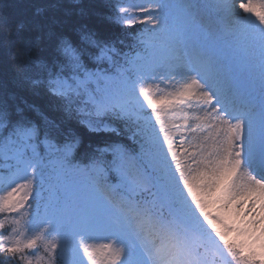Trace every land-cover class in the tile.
<instances>
[{"label":"snow or ice","instance_id":"1","mask_svg":"<svg viewBox=\"0 0 264 264\" xmlns=\"http://www.w3.org/2000/svg\"><path fill=\"white\" fill-rule=\"evenodd\" d=\"M5 7L0 264H264V0H105L134 43Z\"/></svg>","mask_w":264,"mask_h":264},{"label":"trees","instance_id":"2","mask_svg":"<svg viewBox=\"0 0 264 264\" xmlns=\"http://www.w3.org/2000/svg\"><path fill=\"white\" fill-rule=\"evenodd\" d=\"M55 0H5L6 7L4 12L7 15L9 25L13 28L20 21H42L46 17L52 14V9L49 7L50 4L54 3ZM78 3V7L72 8L73 3ZM137 2V0H136ZM62 4L61 9L56 13L59 16H64L65 12H70L68 17L69 23L67 30L72 32L75 38H78V33L75 31L73 26L78 27L80 24H86L91 27L94 31H99L102 35L112 36L119 35L126 38V43H134L133 37L137 34L140 26L137 25L136 30L133 29H121L119 25L109 24L102 20L106 10L104 9L105 0H60ZM41 9L42 11L37 14L36 10ZM4 33L0 31V38H3ZM125 51H128L125 48ZM23 53L17 49L15 57L9 58L0 54V83L6 84L9 89L20 91L16 86L14 80L17 72L18 61L22 58ZM36 103L41 106L48 108L49 101L44 96L34 97ZM109 138L107 134H90L84 131V147L79 151L77 158H82L85 155V149L88 144L102 143L103 140Z\"/></svg>","mask_w":264,"mask_h":264},{"label":"rangeland","instance_id":"3","mask_svg":"<svg viewBox=\"0 0 264 264\" xmlns=\"http://www.w3.org/2000/svg\"><path fill=\"white\" fill-rule=\"evenodd\" d=\"M215 211L216 210H214V214H215ZM247 211H248L247 206H245L243 210H241L239 204H237L235 206H232L231 211H229L228 209H225L223 214L228 216L230 221L239 224L244 219V213H246ZM237 214L239 215L237 216ZM106 242L107 241L100 240L97 243H106Z\"/></svg>","mask_w":264,"mask_h":264}]
</instances>
